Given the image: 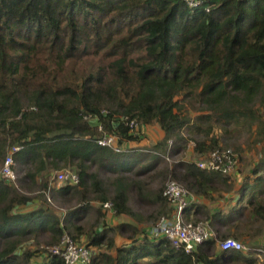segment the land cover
<instances>
[{"label":"trees","instance_id":"1","mask_svg":"<svg viewBox=\"0 0 264 264\" xmlns=\"http://www.w3.org/2000/svg\"><path fill=\"white\" fill-rule=\"evenodd\" d=\"M215 125L249 128L264 149V0H0V169L20 147L17 180H0V264H69L50 251L64 234L90 249L87 264H264V239L246 242L264 222V152L236 190L232 174L194 161L171 171L196 197L187 220L204 217L250 249L222 250L212 237L189 253L143 228L176 208L163 186L147 189L139 177L165 173L167 155L183 154L190 139L204 152L210 138L214 149ZM153 126L160 135L150 143ZM106 135L123 150L98 144ZM66 167L80 182L53 184ZM135 194L152 210L139 214ZM228 195L227 210L209 207ZM49 198L79 206L62 213ZM109 200L133 218L116 225L127 231L121 244L80 223L92 201L105 216Z\"/></svg>","mask_w":264,"mask_h":264},{"label":"built area","instance_id":"2","mask_svg":"<svg viewBox=\"0 0 264 264\" xmlns=\"http://www.w3.org/2000/svg\"><path fill=\"white\" fill-rule=\"evenodd\" d=\"M190 7H199L204 0H184ZM209 9H207L208 11ZM132 127H138L136 123L130 122ZM139 128V127H138ZM117 135H106L97 140L98 144L108 146L115 151L123 150L117 145ZM20 147L14 146L5 158L4 164L0 169V180L14 182L17 180V172L14 169L13 153ZM170 159V155H167ZM201 169L209 171H217L224 174H233L237 168V160L231 149L216 148L211 151L207 157L196 162ZM57 180L61 183L78 184L80 182V174L71 169L60 170L55 173ZM164 196L168 202L174 206L175 214L173 219L161 217L156 226L152 227L153 234H161L165 236L175 247L183 246L189 253L194 251L196 247L217 235L214 229L207 221L187 220L184 214L185 208L195 201L196 197L179 181L171 179L166 183ZM105 210L115 211L114 203L106 201L103 203ZM219 247L222 250H247L250 249L246 244L240 242L234 237H226L219 241ZM50 251L61 255L66 263L69 264H87L91 259V251L86 246L77 244L71 235L64 234L61 242L50 248ZM260 254L264 257V245L259 248Z\"/></svg>","mask_w":264,"mask_h":264},{"label":"rangeland","instance_id":"3","mask_svg":"<svg viewBox=\"0 0 264 264\" xmlns=\"http://www.w3.org/2000/svg\"><path fill=\"white\" fill-rule=\"evenodd\" d=\"M214 128L216 129L214 133H211V137L213 135H216L217 138H219L220 140V144H218L214 149L212 148L214 144L210 141L211 140L210 138L206 139L207 141L205 144H206V147H208V150L204 152H201L198 149H196L197 145L195 141H193V139L192 140L190 139L188 141L186 151L183 154L172 155L170 156V159H167V158L165 159V161L163 162V165L165 166L163 167V169L165 170V173L160 174V176L152 180H149V177L147 176V181L143 180V179H146V177H139V181L145 182L146 183L145 187L147 189L149 188L156 189L158 187L163 186V191H164L166 187V183L171 179H175L171 173L173 164L175 162H178L179 160H184V159L187 161L197 162L207 157L208 154L211 151L215 150L216 148L231 149L232 151L234 150L235 157L237 155L239 158V165H238L237 170L240 171L245 176V174H247L248 171H250L252 167L260 160V157L263 155V152H264L263 145L258 142V135L255 134L254 131L250 130L249 128L247 129L235 128L233 131H229V132L223 131L219 125L218 126L215 125ZM236 129H238V131H235ZM147 131H148L147 141H149L150 143L153 142L154 140L153 138L156 139L160 135L159 126H155V127L153 126L151 127V129L149 128ZM201 137L205 138L204 135ZM230 143H233L232 147L228 146ZM64 169H71V168L66 167L63 169H59V170H56L55 173L60 170H64ZM93 169L96 170L97 168H93ZM101 174L103 178L105 177V178L115 179L114 174L105 173V172H102ZM51 179L53 181V184L57 186H60L61 184H63L57 180L56 176H52ZM46 194L47 196H49L48 192ZM162 194L164 196V192H162ZM49 201L53 203V205L57 208L59 212H62V213L68 212V210L79 206V201L77 200V198H75L72 201V203H70L69 205H65L62 202L57 203L55 201H52L50 198H49ZM91 203L93 204V206H96L95 209H93V211L90 214H88L82 222H80L85 232H88L91 230H99L103 226L104 228L109 229L110 231L109 236L118 237V239H121V240L125 239V234L127 231L124 233L120 232V229L117 228L116 225L121 224L123 221H132L133 218L128 215H118L117 212L107 211L104 209L103 210L106 212L105 213L106 215L102 216V214H100L98 211V206H100L101 203L98 201H92ZM142 203H143V200L139 199L138 195L135 194V203H134L135 205L134 206L139 214L144 212V209L145 211L152 210L153 208L151 207L152 205H149V207H147L146 204L143 205ZM210 203L212 204L215 202H210ZM169 205L170 204H168V206ZM161 217L162 216H160V218ZM160 218L152 219V220L145 222L143 228L150 229L156 226V222ZM197 218L200 220H205L204 217H200V218L197 217ZM114 227H116L117 230H114ZM255 228L259 230L257 231L258 234H256L255 237L251 238L250 240L246 241L248 242V245L258 246L259 244H261V242L264 239V222L261 220L257 221L255 224ZM138 232L141 233L142 230L138 228ZM227 237H230V236H227ZM85 238H86V235L81 236V239L84 241H85ZM224 238L225 237L218 236L217 243L219 244V241Z\"/></svg>","mask_w":264,"mask_h":264},{"label":"crops","instance_id":"4","mask_svg":"<svg viewBox=\"0 0 264 264\" xmlns=\"http://www.w3.org/2000/svg\"><path fill=\"white\" fill-rule=\"evenodd\" d=\"M231 177H232V180L234 181V183H233V185H234L233 189L236 190V188H238V186L240 185V183L243 181L244 175L240 171L237 170L236 172H234V174L231 175ZM231 192H237V191H231ZM231 198H235V197H232V196L229 195V197L227 196L223 200L217 201V202L212 203V204L209 203V207H214L213 209L223 208V209H226L227 210L234 203V201H235V199L233 200ZM107 211H110V210H107ZM216 235H217V233H216ZM217 237H218V235H217ZM118 243L121 244L122 243V240L121 239H118Z\"/></svg>","mask_w":264,"mask_h":264},{"label":"clouds","instance_id":"5","mask_svg":"<svg viewBox=\"0 0 264 264\" xmlns=\"http://www.w3.org/2000/svg\"><path fill=\"white\" fill-rule=\"evenodd\" d=\"M236 172V171H235ZM234 174V173H233ZM109 201H111V200H109ZM104 208V207H103ZM105 210V209H104Z\"/></svg>","mask_w":264,"mask_h":264}]
</instances>
